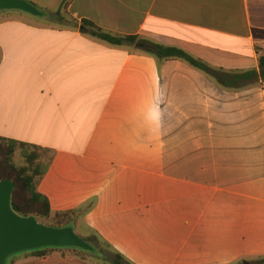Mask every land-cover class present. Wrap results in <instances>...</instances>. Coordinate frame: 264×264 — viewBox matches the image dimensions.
I'll return each mask as SVG.
<instances>
[{
	"label": "crops",
	"instance_id": "1",
	"mask_svg": "<svg viewBox=\"0 0 264 264\" xmlns=\"http://www.w3.org/2000/svg\"><path fill=\"white\" fill-rule=\"evenodd\" d=\"M26 1L41 15L0 12V138L49 155L51 213L131 264H264V81L223 89L146 48L259 74L264 0Z\"/></svg>",
	"mask_w": 264,
	"mask_h": 264
},
{
	"label": "trees",
	"instance_id": "2",
	"mask_svg": "<svg viewBox=\"0 0 264 264\" xmlns=\"http://www.w3.org/2000/svg\"><path fill=\"white\" fill-rule=\"evenodd\" d=\"M89 29V36L113 46L129 44L135 49L141 50L142 43L136 37H113L96 29L93 24L84 23ZM151 55L157 59H181L193 68L208 75L215 83L223 89H239L248 85L254 78L260 77L264 81V56L259 57V74L256 72L229 73L223 70L211 69L198 60L193 59L184 52L158 45H146ZM33 150V151H30ZM17 150H21L24 159L23 166H16L12 158ZM35 147L27 144L0 138V181L9 180L14 184L10 197L11 210L19 217L34 218L41 217L51 219L52 227H72L73 211L52 214L46 197L37 192V186L43 178L48 162H44L42 154ZM80 237V236H79ZM81 238V237H80ZM89 243L93 250L91 252L76 248H53L44 247L35 250L14 254L5 261V264H14L15 257L24 255L28 258H45L52 256L55 251H61L62 257H73L90 264H131L120 253L113 250L108 244L102 242L95 235L92 238H82ZM264 263V259L260 260Z\"/></svg>",
	"mask_w": 264,
	"mask_h": 264
},
{
	"label": "water",
	"instance_id": "3",
	"mask_svg": "<svg viewBox=\"0 0 264 264\" xmlns=\"http://www.w3.org/2000/svg\"><path fill=\"white\" fill-rule=\"evenodd\" d=\"M21 11L39 16L40 11L26 0H0V12ZM14 184L0 181V264L8 257L44 247L76 248L91 252L93 247L80 238L72 227L55 228L39 223L35 218L17 216L10 207Z\"/></svg>",
	"mask_w": 264,
	"mask_h": 264
},
{
	"label": "rangeland",
	"instance_id": "4",
	"mask_svg": "<svg viewBox=\"0 0 264 264\" xmlns=\"http://www.w3.org/2000/svg\"><path fill=\"white\" fill-rule=\"evenodd\" d=\"M30 151H33L30 149ZM40 154L44 155L43 156V161L44 162H47L48 158H49V155H46V153L44 152H40ZM12 162L16 165V166H23L24 165V159L22 158L21 156V150H17L12 158ZM33 217V216H31ZM34 218V217H33ZM39 223H42L46 226H49V227H52L51 225H53V222L51 221V219H47V218H41V217H37L35 218ZM75 231V230H74ZM77 235H80L78 232H75ZM93 235H89L87 238H92ZM56 254H60L61 251H55ZM54 253V254H55ZM22 255H19L18 257H15V262L18 261V259L21 258Z\"/></svg>",
	"mask_w": 264,
	"mask_h": 264
}]
</instances>
